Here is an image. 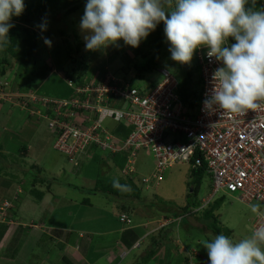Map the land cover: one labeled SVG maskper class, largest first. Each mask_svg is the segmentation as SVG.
<instances>
[{"label": "rangeland", "instance_id": "374dc122", "mask_svg": "<svg viewBox=\"0 0 264 264\" xmlns=\"http://www.w3.org/2000/svg\"><path fill=\"white\" fill-rule=\"evenodd\" d=\"M40 1L44 0H24L25 11L20 16H13L10 23L26 26L23 23L25 19L23 15L31 11L32 15L36 16L32 9ZM261 1L262 6L258 10H264V0ZM43 5L45 8L47 3ZM84 10L85 5L71 13H67L66 10H48L49 12L45 9L41 10L43 16L41 15L42 18L37 24L46 23L47 30L42 31L38 26L33 27L35 34L30 36L21 31L13 44L14 53L8 56L10 57L8 64L1 62L2 47H0V68L4 66L6 68L5 76L2 78L7 81L10 87L8 91L12 93L4 97L3 94L0 95L5 99L0 102V264H66L59 263L63 249L62 242L65 241L58 239H63L64 233L67 234L68 230L60 226H75L85 231L84 240L72 245L65 253L89 254L85 256L86 260L78 259L79 262L76 261V264L93 262L100 254L97 246L101 238L99 232L119 231L122 226H126L119 220V215L123 212L122 206L128 207L124 212L132 216L134 224L141 223L142 228L146 229V235L142 236H146L147 241L149 240L144 244L141 237L136 243V246L141 247L144 252V256L136 258V264L144 262L148 254L147 249L154 244L155 237L162 239L161 247L155 249L158 251L155 257L163 255L164 262L210 264L203 242L205 240L211 242L220 234L228 236L234 242L249 237L259 227L253 224L257 214L252 212L250 205L259 202L247 204L237 199L236 194L221 190L204 205V201L211 199L210 177L205 174L201 185L193 193V188L197 185L192 180V169L187 165L177 164L167 168L161 182L156 184L151 178L156 162L151 151L145 148L140 149L136 157L137 177L151 178V182L142 184V180L136 179L135 183L139 187L140 195L132 194L131 189L126 190V186H120V180L129 178L122 170L120 176L108 152H100L98 149L93 154L88 151L89 147H86L84 151L73 155V159H69L53 147L56 135L49 126L58 119L54 121L55 117L50 112L44 114L46 108L43 103L52 96L67 95L71 88L68 85L71 83L74 86L75 78L83 81L87 78L94 80L96 76L109 71L110 76L113 74L120 78H129L136 86L148 89L150 82L159 83L162 80L163 75L160 72L162 67L173 73L180 68V74L184 75L183 63L179 65V62L171 59L169 51L171 45L167 39L160 48L158 64L153 70L145 72L143 79L138 77L136 65H144L147 57L156 53L157 48L153 47L154 43L150 35L141 42L140 46L143 50L138 53H135L123 40L107 49L87 50L84 37L88 32L80 27ZM161 25H164L163 21L157 28ZM153 32L150 34L152 35ZM75 36L83 42L79 52L72 51L75 46ZM43 37L51 41V46L44 42ZM30 38L35 39V48L31 47ZM70 50L74 57L68 54ZM197 51L198 49L192 61L187 64L196 72H198ZM75 66L80 68V74L83 72L86 74L78 77V73L72 72ZM48 69L50 72L44 78ZM70 73L74 75L73 80L70 79ZM41 100L42 107H37L32 113L27 103L32 102V106L36 107L38 106L36 102ZM109 122L110 120L107 119L106 124ZM96 153L101 155L100 160H96ZM35 165L42 170V172L39 170L41 174L38 169L32 168ZM40 176L51 178V186L48 187V182L42 181ZM117 180L119 187H114V182ZM32 185H36L46 193L42 202L37 201L31 194ZM71 185L78 187L74 188ZM95 187L99 190L88 191ZM101 187H114L116 192H111L110 189L105 191V188ZM49 189L52 194L58 195L59 199L53 209L42 211L46 203L51 200ZM85 199L91 201L90 204L83 203ZM259 204L260 212H264V204ZM185 208L190 209L191 214L183 217V221H187V225L184 226L178 224L181 221L180 217L176 220L177 217L173 216L183 214ZM209 208H215L213 214L217 220L205 217L206 209ZM158 219L164 220L157 221ZM40 222L46 225L44 226L46 230L38 231L34 228V224ZM47 228L51 230L47 232ZM53 229L61 230L62 234H56ZM70 232L74 237L79 235L78 231L77 234ZM55 235L59 236L57 240L52 238ZM112 236L114 234L108 237ZM90 239L93 241L92 245H88ZM78 245L81 251L76 250L79 248ZM124 255L126 254L123 253L122 256ZM61 258L63 260V257ZM154 258L150 264L160 262ZM98 264H106V261L101 259Z\"/></svg>", "mask_w": 264, "mask_h": 264}, {"label": "built area", "instance_id": "2783aa9c", "mask_svg": "<svg viewBox=\"0 0 264 264\" xmlns=\"http://www.w3.org/2000/svg\"><path fill=\"white\" fill-rule=\"evenodd\" d=\"M207 52V47L197 51L201 95L197 108L189 113L177 92L180 80L165 68L160 69L162 80L148 89L129 78L110 76L109 71L94 80L70 78L75 82L68 85L73 90L70 98L43 103L44 114L50 112L54 121L58 119L49 126L56 130L55 149L69 159L94 144L100 152L124 155L122 172L130 179L137 172L138 151L149 149L156 162L151 177L156 184L167 168L177 164L205 167L211 178V197L222 190L247 204H264V107L242 114L207 108L204 101L213 88V73L223 66ZM7 86V81L0 80L3 97L12 94ZM36 103L42 107V100ZM107 119L124 122L131 129L128 136L120 140L105 125ZM151 178L143 177L141 182L148 184ZM120 222L130 225L132 220L122 213ZM256 224L264 225V216L257 214Z\"/></svg>", "mask_w": 264, "mask_h": 264}, {"label": "clouds", "instance_id": "9594fccd", "mask_svg": "<svg viewBox=\"0 0 264 264\" xmlns=\"http://www.w3.org/2000/svg\"><path fill=\"white\" fill-rule=\"evenodd\" d=\"M25 7L24 0H0V47L11 42L9 31L15 25L10 21ZM161 21L172 60L189 64L197 49L207 47V56L222 63L213 73V88L204 101L207 108L242 114L264 107V10H256L255 0L251 6L249 0H87L80 27L88 32L84 39L89 51L107 49L120 40L138 48ZM38 27L47 30L46 23ZM230 38L235 43L230 44ZM137 176L138 171L134 181H141ZM250 207L264 216L259 203ZM136 243L132 248H138ZM202 245L210 264H264V225L239 242L220 234Z\"/></svg>", "mask_w": 264, "mask_h": 264}, {"label": "trees", "instance_id": "16d2710c", "mask_svg": "<svg viewBox=\"0 0 264 264\" xmlns=\"http://www.w3.org/2000/svg\"><path fill=\"white\" fill-rule=\"evenodd\" d=\"M44 3H47L45 8H44V5H43ZM86 3H87V0H44V1H40L37 5L33 6V9H32L33 13L37 14L36 16H33L31 11L28 14L26 13V14L23 15V17H25V19L22 18L23 19V23H25L24 25H26V26L23 27V26H19V25L14 24L15 26L10 29L9 38H10L11 42L6 44V45H4L2 47V61L1 62L3 64H8L9 63V58L10 57H8V56H9V54H13L14 53L13 44H14V42L16 40L17 35L20 34L21 31H24L27 36L35 34L34 30H33V27L38 26L37 22L43 16L41 10L45 9V10H47L46 12L66 10L67 13H71V12H74L75 10H77L78 8L82 7L83 5H86ZM251 3H252V0H249V6H251ZM260 6H262V1L261 0H255V8H256V10H258ZM28 25H30V27H27ZM164 27H165V25H161L160 27L157 28L156 31H154L152 33V35L150 34V38H151V40L154 43L153 47L156 46L157 49H156L155 55L147 57L148 58L147 62L144 65H142V66L136 65V68H137V71H138L137 74H138L139 78L143 79L144 76H145L144 73L148 72L150 70H153L156 67V65L158 64V60L157 59L159 57L158 54L160 53V48L163 46V42L167 39V37L165 36V33H164ZM29 42H30L32 48L36 47L35 39L30 38ZM229 43L230 44L231 43H235V40L233 38H230ZM145 44H146V42H145ZM74 45L75 46H74V49L72 48V51L76 50V51L79 52L81 47L83 46V42H82V40L80 38L75 36ZM132 49H133V51H135V53H138V52H142L141 49L143 50V47L142 48H141V46H139L138 48H133L132 47ZM68 54H70L72 57L75 56L74 54H72L71 50L68 52ZM144 54H146V53H144ZM129 60H131V59H129ZM179 65H180V63H179ZM183 66H184V70H183L184 75L180 74V72H181L180 68H178V70H175L174 73L177 74L176 76L180 80L179 88H178L177 92L179 94L180 99L182 100V102L185 105L186 113H189V111H194L197 108L198 100H199L200 95H201V81H200L199 66H198V54H197V65H196V68H197L198 72H196V70L193 69L190 65L183 64ZM5 69H6L5 66H4V68L3 67L0 68V80H3V81L5 80V79L2 78L3 76H5L4 75L5 74ZM72 70H73L72 72L78 73V75H79L78 77L86 74V72H83L82 74H80L79 73L80 72V68L78 66H75V68L72 69ZM49 72H50V69H48L47 72L44 74V78H46V76H47V74H49ZM69 76H70V78H73L74 75H73V73H70ZM79 79H77V81H81L82 80V79H80V80ZM149 84L155 85L156 83L153 81V82H150ZM5 89L6 90H10V87L7 86V87H5ZM27 89L28 88H26V90ZM42 92H44V91H42ZM72 95H73V92H72V89L70 88L68 94L65 95V96H52V95H48V96L55 97L56 99L57 98L63 99V98L71 97ZM21 98H20V100H22ZM3 101L4 100L0 99L1 103ZM32 105H33L32 102L27 103V107L29 109H32V111L34 112V111H36L37 107H33ZM76 112H77V114L78 113L81 114L82 111L81 110H76ZM30 114L32 115V113H30ZM105 125L107 126V128L109 130L113 131V133H116L119 136L120 140L125 139L128 136L129 132L131 131V129L128 128L125 125L124 122H114L113 120H110V122L107 123V124L105 122ZM51 130L54 133V135H56V130L55 129H51ZM119 144H120V142H119ZM98 149L99 148L94 144V145L89 146V150L88 151H90V153L93 152V154H94ZM96 154H97V155H95L96 160H100L101 155L98 154V153H96ZM109 158L113 162L112 164H114V167L116 168V171L120 174V176H122L121 175V170H122V168H123V166H124V164L126 162V156L121 155V154H116V153H109ZM32 168L38 169L36 165H35V167L33 166ZM39 170H40V172H42V170L40 168L37 171L39 172ZM205 174H206V168L205 167H200V168L192 170V172H191L192 180L197 185L196 187L193 188V193H195L197 191V188L201 185L202 179H203ZM36 176L37 175H35L34 178H36ZM40 177L42 178L41 179L42 181L45 180L46 182H48L47 183L48 187L51 186L50 185L52 183V181H50V180H52L51 178H48L47 176H45V177L44 176H40ZM26 178H27V176H26ZM118 181L119 180H117L116 182H118ZM71 186H73L74 188H75V186L78 187L77 185H71ZM120 186H126L127 187L126 190L131 189L132 190L131 191L132 194L140 195L139 187L135 183L134 179H130L129 180V179H125L124 178L123 181L120 180ZM101 188H105V187H101ZM108 189H110L111 192H116V190H115L116 188H114V187L113 188H107L106 187L104 190L106 191ZM97 190H99V188L95 187L94 189L91 188L88 191L89 192H93V191L95 192ZM30 192L35 197V199L37 201H41L44 198V196H45V192L41 191L40 189H38L36 187V185H32V189L30 190ZM130 196H132V195H130ZM125 197H128V196H125ZM137 199H139V198H137ZM90 202L91 201H89L87 199H85L83 201V203H85V204H90ZM134 202L135 201H133L132 204H134ZM127 209H128V207L122 206V210L121 211L124 212V211H127ZM214 210H215V208H211V209L209 208L208 210L206 209L205 217L213 218V219L217 220L215 215L213 214ZM189 211H190V209L188 210L187 208H185L184 211H183V215L186 216V214H191V212H189ZM182 220H183V218H182ZM182 220L179 221V222L181 224H184V226L187 225V221H182ZM215 222L217 223V221H215ZM132 223H133V221H132ZM216 227H217V225H216ZM53 232H56V233L59 232L58 233L59 235L62 234L61 230H53ZM62 232H64V231H62ZM71 234L72 233L70 231L67 232V235L65 237V239L67 241L72 236ZM142 235H144L142 226L124 228L122 234L120 235V240H121L120 243H119L120 250H124L125 251L124 253L130 251V249H132L133 245L142 237ZM54 237H59V236H56V235L52 236V238H54ZM102 238H105V237H101L99 240H102ZM159 239L160 238H155L154 242H156V244L155 243L152 244L147 249L148 254H147L144 262L143 263L140 262L138 264H150V262L153 260V258L155 257V255L158 252V251H155V249L157 247V244L159 245V241H158ZM92 242L93 241L90 239V241L88 242V245L89 244L92 245ZM64 246L65 245H63V247ZM81 248H82V246H81ZM194 259H196V256H194ZM186 260L189 262L188 258H186ZM64 262L66 264H74L67 257H64ZM165 262H167L169 264V261H165Z\"/></svg>", "mask_w": 264, "mask_h": 264}, {"label": "crops", "instance_id": "0c3cea01", "mask_svg": "<svg viewBox=\"0 0 264 264\" xmlns=\"http://www.w3.org/2000/svg\"><path fill=\"white\" fill-rule=\"evenodd\" d=\"M196 62H197V58H196ZM53 147H54V145H53ZM187 166H190L192 170L194 169V168H192L191 165H187ZM206 174L209 175L207 173V171H206ZM209 177H210V175H209ZM210 183H211V178H210ZM49 191H50L49 194L52 195L51 196V200L49 202H48V199L46 200V202H48V203H46V205L44 206V208H43L42 211H45L46 209L49 210V208L53 209L54 206L56 205L58 199H59L58 198V195L52 194V192H51L50 189H49ZM211 194H212V183H211ZM44 198H45V196H44ZM44 198L40 202H42L44 200ZM206 203H207V201L206 202L204 201V205ZM183 216H184L183 214H180V215L176 214L173 217H177L176 220L180 217V220H182ZM131 218H132V216H131ZM163 220L164 219H158L157 221H163ZM148 223H151V221H148ZM178 224L179 225H182L180 222ZM34 226H35L34 228H37L38 231L39 230H43V231L46 230V229H44L45 228L44 226H46V225L43 222H40L39 224H36L35 223ZM136 226H141V223H138V224H134L133 223V227H136ZM60 228H64V229H66L68 231H73L74 234H77V231H78L79 232V235L78 236H75V237L74 236H71L69 238V240L67 241L65 239V237H66L67 234L64 233V238L63 239L62 238L58 239V241L59 240H64L65 241V242H62L61 241L62 242V245H65V246L63 247V249L61 251V253H62L61 256H59V258H60L59 259V263H63L64 262L63 261L64 260V257H67L73 263H75L76 261L79 262L78 259H81V258L84 259V260H86V257L85 256H87L89 254H83V252H81L78 255L75 254V253L74 254H70V253L69 254L68 253L66 254L65 253L72 245H76L77 243L79 244L80 241L82 242L84 240V237L86 235L85 234V231L82 228H78V227H75V226H60ZM160 228H162V226H160ZM49 230H51V229L50 228H47V232H49ZM53 230H55V229H53ZM123 230H124V227L122 226L121 229H119V231L118 230H107V231H104V232H99V235H101V237H105V238H102V240H99L98 241V244H97L98 250H100V254H99V256L97 258H94L93 262H89V263L88 262L87 263L85 262V264H98L101 259H104L106 261V264H136V262H137L136 261V258L137 257L138 258H141V256L144 255V252H142V249H140L141 247L140 248H132V249H130V251H128V252L125 253L126 255H124V257L122 256V254L125 251L124 250H120L119 243L121 241L120 240V235L122 234ZM143 233H144V235H146V229H143ZM56 234H58V233H56ZM94 234L96 235V233H94ZM112 234H114V236L108 237L109 235H112ZM53 239L54 240H57V237H54ZM160 240H162V239L160 238L158 240L159 241V245H157V247L158 246L161 247ZM148 242H149V240L147 241L146 236H144L143 237V243L145 244V243H148ZM154 243H156V242H154ZM78 247L79 248H76V247H74V248H76L77 251H81L79 245H78ZM161 251H162V249H161ZM86 253H88V252H86ZM172 253H173V251H172ZM169 254L171 255V253H169ZM61 257H63V260H62ZM154 259L160 261L159 263L158 262H155V264H165V263H163V259H164V256L163 255H160L158 258L155 257ZM80 264H82V263H80Z\"/></svg>", "mask_w": 264, "mask_h": 264}]
</instances>
